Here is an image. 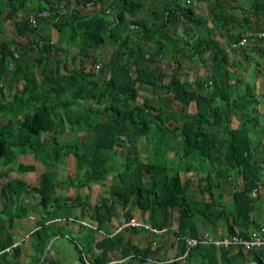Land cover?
Listing matches in <instances>:
<instances>
[{"label": "trees", "instance_id": "obj_1", "mask_svg": "<svg viewBox=\"0 0 264 264\" xmlns=\"http://www.w3.org/2000/svg\"><path fill=\"white\" fill-rule=\"evenodd\" d=\"M54 1L36 0L29 12L45 10L47 16L32 27L27 22L28 0H0V24L13 21L15 34L3 37L0 28V168L7 167L18 155H31L46 169L32 185L9 179L8 169L0 172V264H19V245L10 248L12 230L15 220L28 215L35 222L26 237L33 252L29 264H51L50 259L44 258L43 262L42 258L46 245L56 237L67 239L84 255L97 247L101 256L118 252L128 258L129 264H144L152 253L151 238L156 236L144 225L168 233L172 240L163 244H177V254L185 259L184 264H264V247L248 251L221 247L216 249L219 256H215L217 251L212 245L199 244L185 252L180 240L183 236H200L197 221L213 225L222 217L228 221V236L246 237L256 201L250 194L257 190L259 172L248 135L256 122L250 86L242 87L239 79L230 81L227 54L213 40H205L201 49L195 48L194 54L209 52V62L201 61L207 63L209 72L197 73L191 83L184 78L189 63L179 61L177 56L162 60L165 44L172 41L161 32L170 14L181 11L189 24L198 28H204V16H194L189 4L183 1L181 5L177 0H171V8L154 4L150 9L152 23L138 18L145 0ZM229 1L237 4L239 0H214L212 8L218 9L213 18L224 25L225 31L238 19L234 13L226 15V8H235L227 5ZM70 4L98 10L81 15L70 9ZM244 4L253 10L254 27L246 35L244 31L232 34L227 46L246 36L254 46L238 49L241 64L260 58L264 66V37L251 36L264 29V21L259 23L264 15V0H244ZM5 8L7 13H3ZM63 9L65 12L60 13ZM243 20L247 21L245 16ZM47 25L58 33L56 40H51ZM103 45L115 49L114 58L106 62L92 54L93 49ZM73 46H78L81 57L72 55L68 61L67 49ZM74 56L89 57L101 68L86 67L82 59L76 67H70L75 63ZM255 67H260L258 61ZM102 71L108 72L105 77H100ZM141 87L147 88L148 96L140 91ZM189 107L193 112L188 111ZM248 110L253 116L246 114ZM231 118L238 121L234 128H230ZM65 131L75 136L73 142L58 144L38 139L50 132L60 135ZM138 138L145 145H138ZM148 146V153L141 155ZM169 151L183 163V168L168 166ZM67 155L77 165L75 182L73 175V180L66 179V185L77 190L114 174L108 197H101L90 208L87 196L56 194L59 183L52 181L47 169L51 162L62 164ZM114 157H119L120 162ZM204 163L208 165L206 170ZM35 168L34 164L17 167L21 172ZM234 173L242 177V187L231 188L230 209L219 203L213 214L214 208L209 206L216 205L213 192L231 184ZM204 195L211 199L209 205L202 202ZM120 211L122 225L134 218L135 211L142 226H122L110 232L108 224L118 218ZM69 218L72 221L68 222ZM83 220L94 229L78 222ZM67 223L78 224L73 236L65 228ZM235 227L242 230L236 232ZM123 229L144 231L143 248L125 240ZM195 255L199 261L193 260ZM93 263L99 264V260Z\"/></svg>", "mask_w": 264, "mask_h": 264}, {"label": "crops", "instance_id": "obj_2", "mask_svg": "<svg viewBox=\"0 0 264 264\" xmlns=\"http://www.w3.org/2000/svg\"><path fill=\"white\" fill-rule=\"evenodd\" d=\"M177 1L179 2V4H181L179 0ZM183 1L186 4L190 5L194 13L193 14L194 16L196 17L204 16L206 20V24L204 25V28L203 27L198 28V26H196L197 27L196 28V27L191 26L189 24V21L181 15V11H176L174 13H171L169 21L166 22L163 29H161L162 34L167 35V37L172 39V41H170L171 44L169 45L167 43L165 44L167 49L163 53L164 59L162 58V60H164L165 62V60L169 59L171 56H177L179 61L186 62L187 64L189 63L188 69L184 71L185 73L184 78L189 83H191L194 80L197 73H200L201 71H207V69L205 68V65L209 62L208 61L209 52L205 50L201 54H194L195 52H197L195 51V48L197 47L198 49H201V47H204L206 44L205 40H213L217 43V45L222 47L225 53L227 54L228 64H229L228 69L232 73L230 81L232 82L235 79H239L241 81L242 87H246V84L250 86L251 88L250 90L252 91V94L254 95V98H255V104H254L255 108L254 109L256 112L254 113V116L256 117V122H254V126L250 127L251 129L249 128L248 135H249L250 149L252 150V159L255 162V165L259 168V172H258L257 190H255L254 192L255 194L254 197L256 199L255 204H254L255 209L253 213L249 215V219L252 220V223L248 224L246 232L250 233L252 231L259 230L257 228L264 230V171H261V169L264 168V66L263 68L262 66L255 68V71L252 74V76L255 79V83L251 85L247 81L248 76L246 72H244L243 66L242 67L236 66L237 64H241L242 60L239 56L241 52L238 49H232L233 44L230 46H227L228 39H230V36H232V34H234L235 36V34H237L238 32L244 31L246 32L244 33V35H246L249 29H252L254 27L255 16L253 15V10L249 8V5L246 7V5L244 4V0H239L237 4H235L236 3L235 1L233 2L229 1L227 5L228 6L233 5L235 6V8L234 9L226 8L225 10L226 15H230L231 13H234L238 17V19H237V22L233 24H229L227 26V31H225V29L223 28L224 25H219L218 22L213 18L214 13L218 12V9L216 8L212 9L213 7H215L213 3L214 0H194L193 2L192 0H183ZM33 2H36V0H28V2L26 3V7L27 5H29L27 7L28 13H30L29 12L30 9L34 8V6L32 5ZM54 2L57 3L58 0H55ZM143 3L144 4L142 5L141 10L139 11L138 18L141 20H145L147 23H149V21L151 23L153 22L151 21L153 20V17H152V14L150 13V9L151 8H152L151 10L154 9L153 7L154 4L159 3V4H162V6L166 8L174 7L171 0H155V1L145 0V2ZM62 4L68 5V3L66 2H62ZM241 5L243 7H240ZM69 7L71 10L72 8L78 10L81 15H87V14L92 13L93 11L98 10L97 7H94V6L82 8V7H75L70 4ZM7 11L8 9L6 8L3 9V13H7ZM62 12L64 13L65 10L63 9ZM229 12L231 13L229 14ZM19 13L22 14L21 12ZM244 16L246 17L247 21L243 20ZM18 17H20V15H18ZM262 21H264V15L260 18L259 23L261 24ZM0 28L2 30L3 37L9 38L15 35L13 21L3 22L2 24H0ZM5 29L10 30L9 35L4 34ZM47 29L48 31L51 32V35H50L51 40L53 41L56 40L57 35H56L55 30L49 26L47 27ZM72 49L74 50L73 47L70 50ZM99 50H100L99 58L101 57L104 58L105 56H107L106 54H109L108 56L113 55V51L106 45H103V48L100 47ZM107 51L109 52L106 53ZM94 53H96V50L93 51L92 54L94 55ZM72 55H73L72 53H69L68 56H72ZM201 61H205L207 63L203 64ZM77 62L78 60L76 61V63ZM95 64H100V63L96 62ZM86 67H89V66L87 65ZM237 92H240V90L234 92V94L231 97L232 99L236 97ZM239 95L241 96L242 93H239ZM188 111L193 112V107H189ZM246 114L248 116H253L251 113H249V110H248V113ZM237 125H238V121L234 118H231L230 128H234ZM167 155H168V158L175 157L174 153L171 151H169ZM206 167H207V163H204L205 170H206ZM187 175H190V172L187 173ZM193 182H196V181L194 180ZM93 183H96V182H93ZM90 185L91 183L89 184V187H83V189L87 190V188H90ZM242 185H243L242 177L234 173L231 178V184H228L224 188L215 190L213 192V196H214L213 200L216 203L214 207L217 208L218 205L222 204L223 207H226V209H230V206H231L230 205L231 204L230 192H232L231 188L233 187V189H238V188H241ZM60 186H62V184ZM91 190L93 191V189ZM65 197H73V196H65ZM33 199L36 200V198H33ZM202 202L204 204L209 205L211 203V199L204 195L202 196ZM91 204L94 205L93 203ZM217 211H218V208L216 211H213V214H216ZM24 219L28 221V226L20 222L19 225H14V229L12 230L13 244L18 243L19 241L21 242L23 241L22 244L20 243V245L18 246L20 249V253L17 258V261H19V264H21V262L22 264H29L31 262V258L33 255L31 245L26 241V237L35 228V225H34L35 222L31 221L33 220V217L30 215L26 216V218ZM15 221H18V220H15ZM67 221L70 222L72 220L71 218H69ZM227 224H228V221L224 217L217 219L216 221L214 220L213 225L208 224L204 220H199L196 223V229H197V233L200 235L206 234L212 238H220V237L227 235V230H226ZM66 225H68L66 228L67 230L71 231L72 236L76 232H78V224L67 223ZM234 230L236 232H239L242 230V227H235ZM117 231L118 230L115 229V231L113 232L115 233ZM129 232L133 233L132 236L135 235V237H137L138 234H141L142 237L145 239L146 233L144 231L137 230V229L136 230L125 229L123 233L121 231L122 235H125V233H129ZM96 237L98 236L96 235ZM57 238L58 237L54 238L46 245L44 255L42 258L43 262H44V258L45 259L48 258L52 261L51 264H82V263L91 264L92 261H96V260H99V264H129V262L127 261L128 258H122L118 252L108 253L107 255L101 256L100 251L97 247L90 249V251H87L85 255L82 252H78L74 248V246H72L71 249H65L63 244L58 243ZM166 240L167 239H163V242ZM129 241L131 242V240ZM138 244H141L140 240ZM174 245L176 244L174 243L173 245L168 244L166 246H163V249H164L163 254L162 252L159 251V248L157 247V245H154V246L151 245L150 249L152 250V253L151 255L148 256L147 261L144 264H168L174 260L177 261L176 262L177 264H184L185 259L183 257L178 256L177 254L179 247L176 249V247H173ZM48 246L49 248H47ZM139 246H140L139 249L143 248L142 245H139ZM216 249L217 248H215V250ZM216 251L217 252L215 253V256H219V253H218L219 251L218 250ZM79 254L81 258H79ZM166 254L167 256L163 257ZM7 258H9V256H7ZM193 260L199 261L196 255L193 256ZM44 263L48 264L47 262H44Z\"/></svg>", "mask_w": 264, "mask_h": 264}, {"label": "rangeland", "instance_id": "obj_3", "mask_svg": "<svg viewBox=\"0 0 264 264\" xmlns=\"http://www.w3.org/2000/svg\"><path fill=\"white\" fill-rule=\"evenodd\" d=\"M180 3L183 5V0H179ZM194 0H192L193 2ZM33 6L36 5V2H33L32 3ZM29 5H27L28 7ZM26 7V8H27ZM9 31L10 30H7L5 29L4 30V34L5 35H9ZM56 32V31H55ZM49 35H51V32L49 31ZM56 35L58 36V33L56 32ZM57 38V37H56ZM65 39V38H64ZM247 47L250 48V47H253L254 46V43L252 40H250V42H247ZM107 47H109L112 51H113V55L112 56H108L109 54H106L107 56H105L104 58L101 57V61H104L106 62L107 60H111L113 59L114 57V54H115V49L114 47L112 46H109V45H106ZM74 50H70L71 48H68V51L69 53H72L73 55H76L77 54V49H78V46H73ZM101 48H103V46H101ZM96 50V53H94V57H100V50L99 49H93V51ZM109 51H107L106 53H108ZM93 53V52H92ZM78 56L81 57V55L77 54ZM78 56H74L75 58V63L73 62V65L70 66V67H76V60H81L83 61L84 65L85 66H90L91 68H93V66L95 65V63H93V61L89 58V57H85V58H78ZM90 56H92L90 54ZM84 57V56H83ZM71 58V56H67V60L69 61ZM258 61L259 62V66H263V64L261 63L260 61V58H254L253 60H249L247 62V64H237L236 66H243V69H244V72H246L247 76H248V79L247 81L253 85L255 83V79L254 77L252 76L253 72L255 71V62ZM97 62V61H96ZM70 67L68 66V68L70 69ZM108 72L106 71H102L101 74H100V77H105V75L107 74ZM39 77V76H38ZM140 91L144 94H146L148 96V90L147 88H144V87H141L140 88ZM164 98L167 99V97L169 98L168 95H163ZM138 102L141 101L140 98L136 99ZM38 139L40 140H44L46 141L47 143H50L52 142L53 140H55L58 144H66V143H71L75 140V136L70 133V132H63L61 133L60 135L59 134H56L54 132H50V133H47V134H44L42 136H40ZM138 145H145L144 143V140L142 138H138ZM148 150H149V146L147 149H143V153H141V155H145L146 153H148ZM167 160H168V156H166ZM114 160L117 161V162H120V159L119 157H114ZM19 164H24V165H27V164H34L35 165V169L32 171V172H21L19 169H17L18 165ZM168 166L173 168V169H180V168H183V163H180L179 160H177V158H170L168 160ZM77 163H75V161L72 159L71 156L67 155L63 158V162L62 164H59V163H52L51 162V165L49 167V169H47V171H49L52 175V181L54 183H59V185L57 186V189H56V194L60 197H65V196H74V195H77L79 194V196L81 198H84L87 196V202L90 204V208L92 207V204H96L98 203L99 199L101 197H108L107 196V189L108 187L115 182V175H109L105 181L103 182H96V183H91L90 185V188H87V190L83 189L82 187L75 190L74 186H68L66 185V179L72 177L74 174H76V166ZM208 167V165H207ZM206 167V168H207ZM9 170V179L11 180H14V179H20V180H23L25 181L26 183H29V184H36L37 181H38V178L40 176V174L46 170V169H43L40 165V163L34 161L31 157V155H18L15 157V159L13 160V162L11 164H9L7 167L5 168H0V172H3L5 170ZM261 171H264V168L261 169ZM80 173V172H79ZM72 179V178H70ZM74 179V180H73ZM73 181L75 182V175L73 177ZM64 181H65V185H64ZM60 183H63L62 186H60ZM93 189V191L91 190ZM95 191V192H94ZM87 192V193H85ZM97 192V193H96ZM84 201V200H82ZM211 208H214L213 211H216L217 208L214 207V206H210ZM122 214V211L118 212V218L117 219H113L114 221L110 220L109 222V226H108V229H110L109 231L110 232H113L115 231V229H119V228H122V221H123V218L121 216ZM138 215L137 213L134 211V218L133 220L137 223L139 220H138ZM32 222H34L33 220H31ZM57 221V220H56ZM85 224H87V220H83ZM22 222L24 223L26 226H28V221L26 219H22V220H18V221H15V224L14 225H19V223ZM125 224V223H124ZM68 225H65V228L67 227ZM146 226V225H145ZM134 228H137L139 229L138 227H134ZM67 229V228H66ZM150 232H153L152 229H148ZM123 231H125V229L122 230V233ZM156 233V234H155ZM160 232H157L155 231L154 232V236L153 238H151L152 240V243L150 245L154 246V245H157V247L159 248V251L164 252V249H163V246H166L168 245V243H170L169 241H171V237L168 233H160ZM133 233H125V235H122L123 238L127 241L131 240L132 243L134 244H138L139 240H140V243L139 245H144L146 244V240L144 241V238L142 237L141 234H138L137 237L132 236ZM100 235V234H99ZM161 235V236H160ZM165 235V236H163ZM166 237V238H165ZM163 239H170L167 243L163 244ZM58 240V243H61L64 245L65 249H71L72 247V244L65 240L64 238H60L58 237L57 238ZM23 242V241H22ZM21 241H19V245L20 243L22 244ZM24 244V243H23ZM55 244V243H54ZM177 245V244H176ZM176 245H174L173 247H176V249L178 248ZM163 256V255H161ZM167 256L164 255L163 257ZM22 264V262H21Z\"/></svg>", "mask_w": 264, "mask_h": 264}, {"label": "built area", "instance_id": "obj_4", "mask_svg": "<svg viewBox=\"0 0 264 264\" xmlns=\"http://www.w3.org/2000/svg\"><path fill=\"white\" fill-rule=\"evenodd\" d=\"M60 13H63L62 11ZM47 16V12L45 10H41L38 12H30L27 15V22L30 26L35 27L36 22L40 18H45ZM253 38H262L264 37V29L260 32H254L251 34ZM247 44V38L246 36L241 37L235 44L232 45V47L235 48H241L246 46ZM101 68L100 64H95L94 69L98 70ZM252 196H254V192L251 193ZM82 225H86L84 223H80ZM90 228H93L90 225H87ZM122 226H131V227H141L142 225L138 222L136 223L133 219L129 220L128 223L123 224ZM146 229H150L148 226H143ZM153 232L155 230L152 229ZM184 247L186 249L185 252H187L190 248L195 247L199 244L203 245H212L215 248H236L241 249L243 251H248L252 249H257L260 247H264V230L260 229L259 231H252L248 233L246 237L243 236H223L220 238H211L206 234H203L199 237H187L183 236L180 239ZM19 245L18 243H14L10 248H13L15 246ZM49 248V246L47 247ZM9 248H6L5 251H8Z\"/></svg>", "mask_w": 264, "mask_h": 264}, {"label": "clouds", "instance_id": "obj_5", "mask_svg": "<svg viewBox=\"0 0 264 264\" xmlns=\"http://www.w3.org/2000/svg\"><path fill=\"white\" fill-rule=\"evenodd\" d=\"M29 14V13H28ZM248 42V41H247ZM241 48H243V47H241ZM232 49H234V48H232ZM235 49H240V48H235ZM79 223H84V221H78ZM85 224V223H84ZM87 225H90V226H92L91 224H86L85 226H87ZM84 226V225H83ZM93 227V226H92ZM93 229H94V227H93ZM119 229H121V228H119ZM118 229V230H119ZM203 235V234H202ZM201 236V235H200ZM226 236H228V235H226ZM210 237V236H209ZM212 238V237H211ZM205 246H207V245H205ZM215 248V247H214ZM218 249V248H217ZM236 249V248H235Z\"/></svg>", "mask_w": 264, "mask_h": 264}]
</instances>
